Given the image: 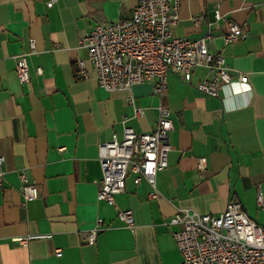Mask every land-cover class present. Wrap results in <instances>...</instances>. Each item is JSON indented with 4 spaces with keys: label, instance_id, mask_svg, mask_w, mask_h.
I'll return each mask as SVG.
<instances>
[{
    "label": "crops",
    "instance_id": "crops-1",
    "mask_svg": "<svg viewBox=\"0 0 264 264\" xmlns=\"http://www.w3.org/2000/svg\"><path fill=\"white\" fill-rule=\"evenodd\" d=\"M48 1L0 0V264H180L172 235L179 227L168 223L171 216L180 209L219 214L232 199L264 227V0L180 1L173 35H210L208 50L225 58L231 76L248 77V92L225 88L219 97L197 89L209 76L203 66L189 82L169 73L162 95L153 81L104 89L81 38L95 24L130 17L138 0ZM227 20L246 37L225 43ZM22 52L30 72L24 83L15 71ZM79 60L87 78H75ZM159 105L169 109L173 129L156 195L129 171L115 205L98 200L99 144L122 138L124 118L136 132L153 130ZM20 171L38 187L24 204ZM123 209L132 211V227L118 217ZM97 219L102 228L89 244L81 233ZM34 234L46 236L16 240Z\"/></svg>",
    "mask_w": 264,
    "mask_h": 264
},
{
    "label": "built area",
    "instance_id": "built-area-1",
    "mask_svg": "<svg viewBox=\"0 0 264 264\" xmlns=\"http://www.w3.org/2000/svg\"><path fill=\"white\" fill-rule=\"evenodd\" d=\"M180 1L138 0L130 17L95 24L81 38L80 43L88 51L101 87L108 91L129 90L135 84L153 81L154 91L162 95L169 73L189 82L193 69L203 66L209 76L196 84L202 93L219 97L225 88L231 94L250 90L246 74L232 77L225 58L208 50L210 35L194 39L173 35V27L179 20ZM214 18H222L218 9L214 11ZM226 25L225 43L246 37L238 23L227 20ZM30 49L34 50L33 40L30 41ZM27 54L16 55L15 71L20 83L30 78ZM74 69L75 78H87L83 60L77 61ZM36 72L41 73V68L37 67ZM134 114H141V109L135 107ZM126 120H122L121 139L112 135L98 147L101 179L96 196L98 200L113 205L115 195L125 187L129 171L134 172L135 183L146 180L152 187L149 196H155L156 175L168 164L169 132L173 129L169 109L164 105L158 106L156 125L151 131L136 132L126 124ZM3 162L4 156L0 153V187L4 181ZM204 163V157L197 159L199 169L204 167ZM19 178L24 204L38 196V187L29 182L23 171H20ZM258 202L262 203L260 194ZM117 214L128 227L133 226L130 209L118 210ZM101 222L102 219H97L94 227L81 233L87 243L95 242L97 232L102 228ZM168 223L179 227L172 235L182 255L180 264H264V227L252 220L236 199L230 200L219 214L180 209ZM44 236L34 234L16 240L26 243L31 238Z\"/></svg>",
    "mask_w": 264,
    "mask_h": 264
}]
</instances>
